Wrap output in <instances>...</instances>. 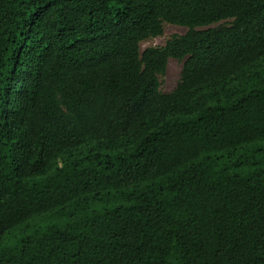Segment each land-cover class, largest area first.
<instances>
[{"label":"trees","instance_id":"trees-1","mask_svg":"<svg viewBox=\"0 0 264 264\" xmlns=\"http://www.w3.org/2000/svg\"><path fill=\"white\" fill-rule=\"evenodd\" d=\"M0 264H264V0H0Z\"/></svg>","mask_w":264,"mask_h":264},{"label":"rangeland","instance_id":"rangeland-1","mask_svg":"<svg viewBox=\"0 0 264 264\" xmlns=\"http://www.w3.org/2000/svg\"><path fill=\"white\" fill-rule=\"evenodd\" d=\"M232 20L221 21L212 26L216 27L219 25H229ZM187 28L182 26H177L170 23H164V33L161 36L149 38L140 43V50L143 51L148 47L164 46L165 43L171 39L172 36L176 34L186 33ZM183 67V61H178L176 59H169L167 64V69L164 75L159 76L160 81V91L170 92L179 83L181 79V71Z\"/></svg>","mask_w":264,"mask_h":264}]
</instances>
